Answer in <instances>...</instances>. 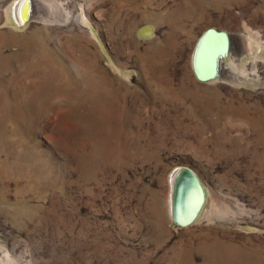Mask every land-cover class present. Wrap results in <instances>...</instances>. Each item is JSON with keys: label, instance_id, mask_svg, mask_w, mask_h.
<instances>
[{"label": "rangeland", "instance_id": "obj_1", "mask_svg": "<svg viewBox=\"0 0 264 264\" xmlns=\"http://www.w3.org/2000/svg\"><path fill=\"white\" fill-rule=\"evenodd\" d=\"M0 264H264V0H0Z\"/></svg>", "mask_w": 264, "mask_h": 264}, {"label": "bare ground", "instance_id": "obj_2", "mask_svg": "<svg viewBox=\"0 0 264 264\" xmlns=\"http://www.w3.org/2000/svg\"><path fill=\"white\" fill-rule=\"evenodd\" d=\"M21 6L28 7V3L25 2L24 5L23 3H20V7ZM34 8L35 7H33V10ZM26 12H27V9H26ZM211 29H208L207 32L201 38L197 46V50L195 54L196 62H198L199 60L197 70H198V73H201L202 75L205 74V72L207 74L210 73V71L213 68L212 63H213L214 54L221 48L223 44V39L220 36L218 35L210 36L211 33L209 31ZM228 39H229L228 40L229 48H228L227 54L230 52L231 47H232L229 34H228ZM223 58L224 56L219 57L218 64L216 67L217 74L213 78L219 77L221 73L223 72L222 71V65H223L222 59ZM229 73L231 74L232 72L229 71ZM213 78H210L208 80H211ZM195 177L198 178V181L200 182L202 187H204L199 176L197 174L195 175L194 171L190 168H186V167L180 168L179 167L171 174V185H172L171 205H172L174 216H180L182 218H185L192 211L193 209L192 206H194V203L196 202V198H197V189H196L195 183L193 182V179Z\"/></svg>", "mask_w": 264, "mask_h": 264}, {"label": "water", "instance_id": "obj_3", "mask_svg": "<svg viewBox=\"0 0 264 264\" xmlns=\"http://www.w3.org/2000/svg\"><path fill=\"white\" fill-rule=\"evenodd\" d=\"M209 32L211 33L210 36H215V35L220 36L223 39V44H222L221 48L214 54L213 63H212L213 68L210 71V73H208V74L206 72L203 75L201 73H198L197 66H198L199 60H198V62H196V56H195L194 63H195L196 72H197L198 76L200 78H202L203 80H208V79L216 76V74H217V68L216 67L218 64V59H219V57L225 56L227 54L228 48H229L228 33L226 31H223V30L219 31L218 29H211ZM195 175H196V173H195ZM193 182L196 185L197 198H196V202L194 203V206H192V208H193L192 211L185 218H182L180 216H175L176 221L183 226L192 223L196 219V217L198 216L200 210L202 209V206L204 205V202L206 199L205 188L202 187V185L198 181V178L195 177L193 179Z\"/></svg>", "mask_w": 264, "mask_h": 264}]
</instances>
